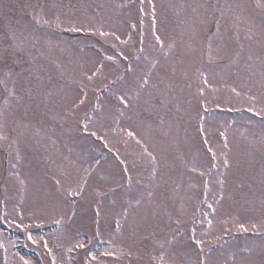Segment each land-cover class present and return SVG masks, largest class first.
I'll return each mask as SVG.
<instances>
[{
    "label": "snow or ice",
    "instance_id": "snow-or-ice-1",
    "mask_svg": "<svg viewBox=\"0 0 264 264\" xmlns=\"http://www.w3.org/2000/svg\"><path fill=\"white\" fill-rule=\"evenodd\" d=\"M90 7L81 4L74 8L62 0H51L50 4L21 2L19 9L30 17L29 23H13L7 15H0L6 29L0 36V146L6 148L9 163L3 183L5 202L13 198L17 201L12 219L5 212L0 220L22 230L32 244L42 242L51 257L50 264H107L100 257H111L114 264L127 258L132 264L134 255L137 261L142 259L140 245L144 246L149 264H264V138L259 171L249 176L260 186L259 221L250 219L245 223L233 214L218 219L217 209L226 200L244 211H256V196L253 183L230 180V170L239 167V161L234 165L230 157L227 131L218 130L222 140L217 147L211 139L212 129L205 126L209 103L221 90L217 80L235 97L252 103L257 96L252 94L251 86L258 83L264 99V2L256 0V7L261 9L258 25L242 0L224 4L200 0L180 5V10L191 8L197 26L191 28L187 41L182 34L179 43L166 29L162 32L158 27L161 16L176 8L171 3L158 8L155 0H119L97 5L101 11H90ZM133 7L137 13L135 22L131 19ZM6 8L0 0V13ZM104 10L112 14L110 18L120 28L127 25L123 33L118 29L104 30L103 24L95 23ZM122 16L129 19L121 20ZM145 17L150 18L147 30ZM41 29L98 35L105 43L111 42L115 54H105L91 68L82 67L80 90L73 91L67 85L77 81L68 77L64 65L51 56L59 49L61 53L68 51L71 58V51L60 47ZM52 69L65 84H53ZM230 75L242 81L240 89L225 83V77ZM89 86L94 97L91 101ZM248 111L254 109L249 107ZM30 113L36 123L28 118ZM257 115L264 116V109ZM43 117L61 126L71 122L75 129L101 141L121 167L117 170L109 165L112 170L106 173L101 162H108L102 153L83 167L56 152L42 157L41 171L33 170L27 151L48 150L39 138ZM153 117L158 123L153 122ZM185 120L195 121L210 159L197 153L188 160L179 152L174 159H168V150L160 138L171 137ZM112 137L120 138L125 147L123 155L112 146ZM47 139L54 149L56 140L51 136ZM26 160L28 171L24 170ZM177 166L180 170L172 175ZM245 186L249 191L241 192V203L235 199V192ZM10 191L14 196L9 195ZM29 201L45 205L41 216L28 212L29 219L37 221V228L43 227V215L53 214L52 222L60 232L54 237V246L50 247L42 236L34 237L32 224L24 222L23 206ZM89 211L91 217L87 215ZM89 220L93 231L87 241L71 235L69 229L77 221L85 225ZM230 221L237 232L260 234L262 242L246 243L228 253L214 248L206 237L216 231V225L222 233L230 232ZM102 225L109 230L108 243L119 241L120 246L105 249L97 256L88 245L102 236ZM61 237L68 243H63ZM223 238L214 237L217 242ZM54 248L62 249L59 255ZM78 250H85L83 262L72 255H79ZM5 253L8 264L6 248ZM20 264L31 262L21 256Z\"/></svg>",
    "mask_w": 264,
    "mask_h": 264
},
{
    "label": "rangeland",
    "instance_id": "rangeland-1",
    "mask_svg": "<svg viewBox=\"0 0 264 264\" xmlns=\"http://www.w3.org/2000/svg\"><path fill=\"white\" fill-rule=\"evenodd\" d=\"M21 2L27 3L30 2L32 4L36 3H51V0H3V3L7 5V8L0 15H7L13 23L16 20H20L22 23H29L30 17L22 13L19 9V4ZM64 5L71 4L74 8H78L79 5H89L90 11L95 9L96 11H101L96 8L97 5L100 4H111L113 2H119V0H62ZM125 2H129V0H125ZM158 5V8L161 4H173L176 6L175 9H169L164 16H161L162 23L158 25L163 32L165 29L167 34L173 35L176 37L177 42L179 43L181 40V36L184 41L188 40V33L191 28L197 26L195 24V17L191 11V8H184L180 10V5H191L194 3L200 2V0H155ZM213 3L216 0H212ZM235 3L240 2V0H219L220 4L224 3ZM242 2L246 3L249 8V14L256 20L257 25L260 22L261 9L256 7V0H242ZM264 2V0H262ZM133 15L132 20L135 22V18L137 13L135 8L133 7ZM179 11V14H177ZM79 15V13H77ZM111 13L107 10L103 11L101 16H97L95 23L103 24L104 30L110 29H118L121 33H123L124 28L127 27L125 24L124 28H120L119 25L111 19ZM121 20H127L129 17L122 16ZM150 18L145 17V28L147 30ZM5 21L0 19V36L6 31L4 27ZM243 27V26H242ZM42 32H48L49 35L52 36L54 41L59 43V46L62 48H66L71 51L72 56L69 57L68 51L61 53L59 49L54 50L51 53V56L55 59H58L65 68L67 76L71 79L77 81V83H72L67 85V87L73 91H79L80 85L78 81L80 80V73L83 68H91L94 62L101 61L105 54L112 53L115 54V50L111 47V42L105 43V40L98 35H92L90 37H86L85 33H72L63 31L60 29H41ZM82 34V35H80ZM201 37H203V32H201ZM135 39V34H134ZM118 43V42H117ZM98 49L102 54L96 57ZM80 49H83L81 52ZM105 49V51H104ZM87 52V53H86ZM99 54V53H98ZM120 59L119 57H117ZM70 59L72 62H70ZM121 63H125L121 60ZM51 67V66H50ZM235 69H233V72ZM52 77L53 84H65L66 81L59 79V74L52 69ZM256 81H259V76H257ZM220 86V92L216 95L215 101L209 103L210 112L206 113V128L212 129V142L214 146H219L222 138H220L217 134L219 131L226 130L229 138V147L231 149L230 157L233 160L235 165L236 161H239V167H233L230 170V180L239 182L240 180H244L247 183H253L249 180V176L252 175L253 171L257 172L260 168V161L262 159L261 152V140L264 138V116L257 115L264 109V99L261 98V89L259 84L256 83L251 86L252 94L257 96V100L255 103L249 102L245 99L237 98L234 94H231L227 91L226 87L223 83H220L219 80L215 81ZM87 83V82H86ZM99 83V81H97ZM225 83L228 85H235L238 89L241 88L242 81L238 80L235 75H230L225 77ZM88 92L91 91V86L87 88ZM187 95V92L185 93ZM94 97L89 95V100L91 101ZM106 98L102 96V100ZM209 100L212 101V97L209 96ZM195 103V102H194ZM217 103L219 107H217ZM0 104H2V100H0ZM91 107V103L88 105ZM252 107L254 111H248V108ZM59 110V109H58ZM29 119L33 120V123H36L35 119L32 117L31 113L29 114ZM154 123H158L155 117L152 118ZM44 124L42 125L41 136L39 137L42 140V143L48 145V150L41 148L38 152H34L32 149L27 151L28 160H31L32 163L30 167L39 172L44 168V165L40 163V160L45 154H53L58 152L63 157H68L69 159L76 160L78 164H81L83 167H87L91 162L92 157L95 156L99 158L97 153H102L105 156L107 164L102 161V165L104 167L105 172H109L112 168H109V165L113 166L117 170L121 167L119 162L115 160V156L113 153L108 152V149L103 148L102 142L95 140L93 137L87 136V134L83 133L79 129H75L71 122L65 123L61 126V124L56 123L47 117H43ZM40 125H38L39 127ZM185 129H187V135L185 134ZM31 135V131L28 133ZM51 136L52 139L56 140V145L54 149L52 148L50 142L47 137ZM173 137L175 138L173 141ZM164 140V147L168 150V159L172 160L176 156L177 152L184 154L185 158L188 160H192L193 157H197V153H199V157H204L210 159V154L207 153L206 145H203L202 137L196 131V123L195 121H191L190 123L185 121L181 122L180 128L178 131L173 130L172 136L168 138H160ZM33 146L35 145V141L32 142ZM112 146L114 149L118 148L120 153L123 155L125 153V147L123 143L120 142L119 137H112ZM95 148L96 151H90V149ZM128 151H131V146ZM33 157H36L35 159ZM198 157V158H199ZM28 160L25 161V171L29 170ZM9 168L7 150L5 147L0 146V216H3L5 212H7L8 219H12L15 215L13 212V204L17 201L15 198L10 199L5 202V192H4V178L7 176ZM179 166L177 169L172 171V175H176L177 171H179ZM223 171V169H221ZM135 178V177H134ZM185 181H187L188 177L185 176ZM231 187V185H230ZM253 188L255 190L256 202L255 207L256 211H244L239 207L238 204H233L229 201H225L223 206L217 209L216 218L224 219L228 218L229 214L238 215L239 219L242 222L248 223L250 219L259 221L260 211H259V194H260V186L258 182L253 183ZM119 192V189L117 190ZM249 189L245 186L243 189L237 190L235 192V199L237 201L241 200V192H248ZM9 195H13L11 191ZM205 210L210 211L206 208V206H202ZM247 207V205H245ZM45 205L43 202H40L37 205L32 204L30 201L23 206V211L25 214V223H31L32 228L30 229L32 235L34 237H44L49 241V246H54L55 239L54 237L59 236V226L48 229L46 231L37 232L34 231L33 228L36 225L37 221L35 218L29 219L28 212L35 211L37 216H41L43 213V209ZM52 213L49 212L47 215H43V224L51 223L50 225H55L52 222ZM89 217H91L92 213L89 211L87 213ZM5 224L9 225L4 220H1ZM17 222L19 219L17 217ZM190 223V222H189ZM15 227V225H12ZM36 227V226H35ZM201 225H197V234L199 235ZM203 227H207V225H203ZM228 227L231 229L228 233H222L220 231V226L216 225V231L206 237V239L212 241V246L214 248L219 249L221 252L228 253L233 249L240 247L242 248L246 243L255 242L259 245L262 242V237L258 233L254 232H237L232 225V222H229ZM16 228V227H15ZM20 230V229H19ZM93 231V225L91 224V220L88 221L87 224L81 225L79 221H77L70 229L69 232L71 235L76 237L77 239H81L87 241L91 237V233ZM102 236L99 240H94L92 244H89L88 247L91 249H95V253L97 256L100 255L102 251L108 248H116L120 246L119 241L115 244L107 243L104 245L102 240L108 242L109 240V230L104 229L102 225ZM216 235H223V240L217 242L214 237ZM12 241L4 239L0 235V243H3L4 247L0 248V264H5V248L7 249V257L8 264H20L21 255L17 254L11 249L12 244L24 243L26 239L25 233L21 230L15 234L11 235ZM63 243L67 244L68 241L64 240L61 237ZM31 248L36 249L35 254L37 255L36 260H29L31 264H50L51 257H49L46 253V250L42 247V242L38 244H32L31 241H27ZM145 244H150V241L144 242ZM54 251L59 255L62 249L54 248ZM79 255L75 252L72 253L73 257L81 262L84 261V252L85 250H78ZM150 251V248L148 249ZM139 254L142 259L137 261L135 259V255L132 257V264H149V257L145 254V249L143 245L139 246ZM100 259L105 260L107 264H114L113 258L111 257H100ZM118 264H128V259L123 258Z\"/></svg>",
    "mask_w": 264,
    "mask_h": 264
}]
</instances>
